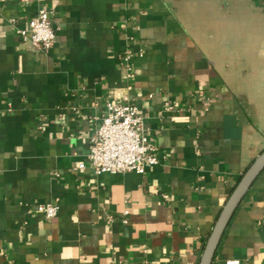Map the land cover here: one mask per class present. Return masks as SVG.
<instances>
[{
	"label": "crops",
	"instance_id": "0c3cea01",
	"mask_svg": "<svg viewBox=\"0 0 264 264\" xmlns=\"http://www.w3.org/2000/svg\"><path fill=\"white\" fill-rule=\"evenodd\" d=\"M40 9L46 51L16 33ZM107 100L137 107L156 165L93 173ZM262 149L264 0H0V264H197ZM227 259L264 264V169L211 264Z\"/></svg>",
	"mask_w": 264,
	"mask_h": 264
},
{
	"label": "built area",
	"instance_id": "2783aa9c",
	"mask_svg": "<svg viewBox=\"0 0 264 264\" xmlns=\"http://www.w3.org/2000/svg\"><path fill=\"white\" fill-rule=\"evenodd\" d=\"M15 21L11 19V23ZM16 33L29 48L43 51L50 49L55 40L51 18L45 9H40L35 16L25 20L16 29ZM121 58L125 77L130 79L133 76L132 52L126 50ZM105 109L100 123L89 138L86 158L93 173L142 171L146 166L156 165L159 162L157 147L148 141L143 118L137 107L130 103L107 100ZM171 119L174 122H188L187 116L172 115ZM85 167L84 161H78L73 169ZM58 209L59 203L56 201L37 203L35 206V210L45 218L54 217ZM224 264H240V261L227 259Z\"/></svg>",
	"mask_w": 264,
	"mask_h": 264
},
{
	"label": "water",
	"instance_id": "95a60500",
	"mask_svg": "<svg viewBox=\"0 0 264 264\" xmlns=\"http://www.w3.org/2000/svg\"><path fill=\"white\" fill-rule=\"evenodd\" d=\"M264 169V149L252 160L238 181L232 188L223 206L221 207L216 220L209 232L202 248L197 264H211L219 246L224 231L237 206L251 187L256 177Z\"/></svg>",
	"mask_w": 264,
	"mask_h": 264
}]
</instances>
